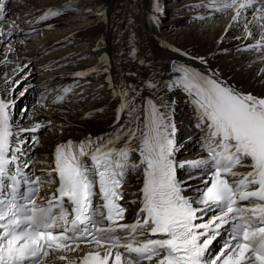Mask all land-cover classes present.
I'll list each match as a JSON object with an SVG mask.
<instances>
[{"label": "snow or ice", "instance_id": "snow-or-ice-1", "mask_svg": "<svg viewBox=\"0 0 264 264\" xmlns=\"http://www.w3.org/2000/svg\"><path fill=\"white\" fill-rule=\"evenodd\" d=\"M195 6L216 12L231 9V22L252 11L254 21H245V36L237 39L252 38L250 25L255 22L260 39L244 50L264 51V0H210ZM5 7L0 0V14ZM160 11L155 4L154 12ZM59 14L49 9L40 19ZM129 55L135 58L134 47ZM100 59L103 62L105 57ZM173 71L177 75L163 87L187 93L197 127L207 131L203 145L207 158L177 164L175 101L161 97L157 104L149 99L138 109L129 99L136 89L128 85L113 91L122 99L117 120L127 110L129 125L135 126L121 125L110 136H89L78 144L72 140L58 144L48 180L54 177L58 187L43 201L37 199L38 185L44 182L40 177L21 180L19 167L11 171L19 159L20 149L13 146L18 133L11 123V102L0 98V264H56L57 260L77 264L56 254L74 251L81 243L93 245L95 251L87 252L79 264H209V245L225 225L232 229L230 239L211 264H264V96L242 93L220 81L216 73L207 75L184 64L173 62ZM109 82L111 87L110 78ZM145 86L158 90L161 85L153 81ZM133 152L139 153L138 163L130 159ZM249 160L250 170L240 172ZM185 167L202 171L201 176L188 177L200 180L202 186L193 189L178 179L177 170ZM141 168V207L134 223H124L123 187L128 173ZM21 183L30 186L26 193L20 192ZM187 190L195 195L186 196ZM241 202L252 207H241ZM214 209L221 215L208 223L198 222ZM149 235L162 238H146ZM142 237L144 242H139ZM50 256L55 259L49 261Z\"/></svg>", "mask_w": 264, "mask_h": 264}, {"label": "bare ground", "instance_id": "bare-ground-1", "mask_svg": "<svg viewBox=\"0 0 264 264\" xmlns=\"http://www.w3.org/2000/svg\"><path fill=\"white\" fill-rule=\"evenodd\" d=\"M72 1L77 0H23L24 7H20L17 1L7 0L3 1L6 6L5 13L0 14V76H2L0 98L11 102L10 114L13 110L11 100L17 104L24 97L26 104L30 102L25 108L28 111L15 119L16 121H11L13 130L18 133L13 146L20 149L17 153L19 159L15 164L25 174L41 177L44 186L49 183V173L53 167L52 157L54 159L53 153L58 144L68 140L80 142L89 136L92 138L110 136L121 125L135 126L134 123L129 125L127 110L120 113V119L117 120V110L122 99L121 96L114 95L113 91L115 89L119 92L121 88L128 85L136 89V93L130 94L129 99L134 101L138 109L149 99L157 104L160 103L161 97L167 101H175L173 118L177 126L178 147L175 155L181 150L183 156L180 158L184 159L176 162L177 164L205 158L204 152L197 147L190 152L183 150L186 142L190 144L194 140L196 144L204 145L207 131L197 127L199 121L187 93L182 89L174 88L169 91L163 87L164 83L170 82L177 75L173 71V62H184L211 74L216 73L222 82L242 93L264 96V51L244 50L248 44H254L260 39L261 30L254 22L250 25L253 37L237 39V37L245 36V21H254L253 12L242 13L239 22H231L233 15L231 9L216 12L210 7L195 6L208 4L210 0H183L182 2L177 0L171 4L170 9L159 13L154 12V5L158 3L160 6L162 0H92L94 7L91 12L95 15V20L88 19V14L83 13L82 17L80 16L83 20L79 22L85 23V26L82 25L79 28L78 25L57 36L50 35L35 45L25 40L22 42L13 40L12 43H6L9 36L20 38L23 35L25 37L27 36L25 32L30 28L48 25L51 22L50 16L45 20H41L40 17L54 4H58L59 9L64 8L65 14L54 20L50 29L67 24L65 22L67 20L74 23L76 20H69L67 11L72 8L70 5ZM81 1V6L88 4L90 7L91 3L88 0ZM168 15L171 19H167ZM153 17L156 19L154 20ZM39 19L40 21L37 22ZM194 20L196 21L193 24H189ZM230 23L233 24L231 28H229ZM172 26L184 27L179 32L180 38L178 37L176 42L168 38L164 31L165 28ZM171 37L174 38V35ZM131 39L132 42H130ZM80 40H87L89 43L86 46L84 44V47L61 49L59 52L48 53L46 56L42 52L44 49L40 50L44 47V43L58 42L57 47H60L69 46V42L77 43L76 41ZM133 47L136 49L135 58L129 55ZM181 53H187V55ZM91 55H95L94 59L97 56L96 62L88 65L82 61V58ZM102 56L105 57L103 62L100 59ZM199 57L204 58L207 63H201L200 59H197ZM141 60L144 61L143 64L140 63ZM105 67L108 69L107 72L104 71ZM61 68L70 70H61ZM93 68L97 70L90 71ZM21 69L23 70L20 72ZM37 71L38 75L44 71L48 74L39 75L38 80L35 81L33 76ZM28 72L30 74L24 79L23 76ZM78 73H85V75L79 76ZM133 73L135 75H132ZM18 81L25 83L22 89L15 87ZM153 81L160 83L158 90L145 86ZM35 84H41L40 92L37 97L35 95L36 98L28 97L27 99V94L29 95L35 89L33 88ZM77 86H82L81 91L89 90V92L81 94L84 105L79 104L80 107L75 108L73 103L68 102L71 100L70 97L78 94V92L74 93ZM100 86L109 92L108 100H100L96 97ZM66 89L68 91H65ZM63 95L68 96L58 101V97ZM90 110L103 111V113L92 117ZM26 123L31 124L30 127L38 132L43 124L49 123L46 131L52 135L43 136L39 147L34 149L36 154H41L42 157H33L29 160L25 154V150L31 147L25 149L27 146H24L23 137H20L19 133L31 129L25 125ZM21 129L24 131H20ZM120 146L123 147V143ZM130 159L133 163H138L139 153L133 152ZM25 163L28 164L26 168ZM245 163L247 167L250 165L247 161ZM15 164L12 168L17 169ZM142 174V168L128 173L127 183L124 185L128 204L131 198L137 199V204L129 205V210L136 208L139 204ZM202 174L201 170L187 167L177 170L178 179L186 181L193 189L201 186L202 182L198 179L189 181L188 177L190 175L198 177ZM45 190H48V187ZM185 195L191 197L195 195V192L187 190ZM73 256L76 255L66 257L68 260L75 261ZM56 264H66V261L57 260Z\"/></svg>", "mask_w": 264, "mask_h": 264}, {"label": "rangeland", "instance_id": "rangeland-1", "mask_svg": "<svg viewBox=\"0 0 264 264\" xmlns=\"http://www.w3.org/2000/svg\"><path fill=\"white\" fill-rule=\"evenodd\" d=\"M88 2H90L91 4H90V7L92 6V5H94L93 4V1L92 0H88ZM78 3L80 4V3H82V2H80V0L78 1ZM160 6H162V4L160 5ZM82 7V6H81ZM90 7H89V13H86V14H88V16H87V18L89 19H91V18H94V20H95V15L94 14H92L93 12H91L92 10H93V8H91V10H90ZM72 12H73V15H72ZM81 13V8H80V6H78L77 8H75V9H71L70 10V12H69V14H70V16H68V18H69V20H72L73 19V21H75L74 23H71L70 21H65L67 24H64V25H60V27H59V29L58 30H56L54 33H53V35L52 36H57V35H59L60 33H62V32H66V31H69L70 29H74V28H76V27H78V25L80 26L79 28H81L82 27V25H84L85 26V23H83V22H79L80 20H83V19H81L80 18V16L82 15V14H80ZM72 15V16H71ZM169 16L170 15H168V18L167 19H171V17L169 18ZM82 17V16H81ZM87 21H89V20H87ZM86 21V22H87ZM196 20H194V21H192V22H189V24H193L194 22H195ZM74 24V25H73ZM68 25H70L69 27H68ZM183 28L184 27H179V26H172V27H170V28H165V33H166V35L168 36V38H170V39H172L174 42H176L177 40V38L179 37L180 38V31L181 30H183ZM173 31V32H172ZM58 32V33H57ZM175 33V34H174ZM170 34V35H169ZM171 35H174V38L173 37H171ZM177 36V37H176ZM27 37H28V39H27ZM27 37L25 36V37H23V35H22V37H13V36H9L8 37V40H7V42L6 43H12L13 42V40L14 41H21L22 42V40H25V41H30V44L31 45H35V44H37V43H39V42H42L43 40H40V41H38V42H35V41H33V39H35V37H33V36H28L27 35ZM49 37V36H48ZM14 38V39H13ZM46 38V37H45ZM12 39V40H11ZM11 40V41H10ZM9 41V42H8ZM84 42H86L85 43V46L86 45H88V43H89V41H87V40H83ZM82 40H80V42H83ZM77 42V41H76ZM80 42H77V43H75L74 41H71V42H69L68 44H70V46H60V47H57V49L59 50V48H63V49H65V47H66V49H71V48H77V47H84V45L82 46V45H79L80 44ZM73 43V44H72ZM75 45V46H74ZM79 45V46H78ZM65 49V50H66ZM61 50V49H60ZM57 52H59V51H57ZM45 56V55H44ZM92 56V55H91ZM88 57V56H87ZM84 58H86V57H84ZM23 58H21V60H22ZM83 59V58H82ZM89 60L90 59H87V61L89 62ZM84 62V61H83ZM85 63H87V62H85ZM74 67H75V65H73ZM70 70V69H68V68H65V70ZM23 69H21L20 70V72L22 71ZM9 74H11L10 72H8ZM44 73V72H43ZM30 73L28 72L26 75H24L23 77H24V79H26L25 77L26 76H28ZM21 75H23V73L21 74ZM40 75V74H39ZM38 75V76H39ZM1 77L2 76H0V79H1ZM22 77V78H23ZM37 79V75L36 74H34V76H33V80H36ZM19 81H21V80H19ZM18 81V83H17V85L15 86L16 88L18 87H20L21 89H22V87H23V84H25V83H23V82H19ZM35 82V81H34ZM90 82V81H89ZM88 82V83H89ZM90 84V83H89ZM95 85H97V83H94ZM101 87V86H100ZM99 87V88H100ZM100 89H98V91H99ZM102 91V92H101ZM83 93L82 94H85V93H88L89 92V90H83L82 91ZM90 92H91V90H90ZM101 92V93H100ZM98 94H96V97L98 98V99H100V100H108V98H109V92L107 91V90H105V88H103V90H100L99 92H97ZM30 94V93H29ZM107 98V99H106ZM23 99H24V97L22 98V99H20L19 100V102L17 103V106H16V109H15V111H14V115L12 116V118H16V117H20V116H22V115H24V112H27L28 110H26L22 105H24V101H23ZM15 100H17V98H15ZM75 108L77 107H80L79 106V104H75V103H73L72 104ZM29 108V107H28ZM91 111V113H92V117H94V116H98V114L99 115H101L102 113H103V111H101V112H97L96 110H90ZM94 115V116H93ZM29 123V122H28ZM48 126V123H45V124H43V126H41L40 128H39V132H38V130H37V138L36 139H32V137H30V134L28 135V136H26L25 137V144L27 145V143L29 142V143H33V141H35L34 143V145H33V147H39V145H40V139L43 137V136H45L46 134L47 135H52V133H50L49 131H46V127ZM46 131V132H45ZM23 134H25V133H23ZM29 148V147H28ZM28 158H33V157H42V155L40 154V155H38V154H36V152H35V150H31V149H28ZM215 210H213V212H214ZM209 214V213H208Z\"/></svg>", "mask_w": 264, "mask_h": 264}]
</instances>
